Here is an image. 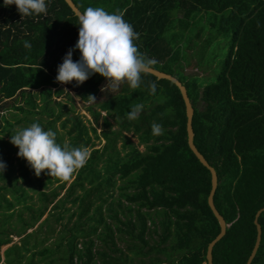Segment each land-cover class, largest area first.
I'll list each match as a JSON object with an SVG mask.
<instances>
[{
	"label": "trees",
	"instance_id": "trees-1",
	"mask_svg": "<svg viewBox=\"0 0 264 264\" xmlns=\"http://www.w3.org/2000/svg\"><path fill=\"white\" fill-rule=\"evenodd\" d=\"M71 1L81 13L89 7L84 0ZM46 3V15L21 16L14 4L0 0V111L12 109L21 115L12 114L11 121L0 118V160L7 166L0 176V246L8 244L11 236L20 237L18 245L3 251L2 264H33L34 256L44 264H97L98 258L102 264H131L133 259L139 264H205L206 245L217 235L218 225L206 204L209 173L186 145L178 90L149 74L136 90L122 83L96 109L84 107L90 123L86 127L68 93L86 104L87 96H95L105 78L93 74L78 86L75 81H56L58 66L78 40L79 25L62 0ZM116 4L139 33L134 41L139 51L157 61L155 70L173 76L186 90L193 111L192 142L216 173L212 201L227 226L212 248L211 262L245 264L255 240L253 217L264 207V0H118ZM203 13L212 16L208 37L221 35L228 42L214 81L206 85L174 72L179 45L187 42L193 17ZM72 59H80L78 49ZM149 81L157 85L154 95ZM62 96L67 103L57 100ZM17 97L22 104L15 102ZM138 103L144 105L139 119L128 120L127 113ZM33 122L52 129L57 142L64 144L54 128L60 122L66 143L90 150L87 164L73 174L66 188L69 180L50 177L46 170L41 179L23 158L16 156V167L11 164L10 155L18 148L9 142L10 136ZM153 123L162 125L163 134L153 133ZM124 132L136 137L142 152ZM90 133L103 140L99 149H91ZM52 183L55 186L45 193L42 189ZM115 188L119 191L113 197ZM57 190H64V198L54 202ZM28 191L37 196L35 209L27 204ZM65 202L75 210L68 212ZM22 210L29 213L27 219ZM45 212L52 213L55 223L67 212V220L75 216L70 227L57 231L53 249L43 246L53 229L47 228L33 242L32 234L26 233ZM13 216L16 227L10 224ZM257 223L260 242L250 264H264V212ZM153 235L157 240L150 244ZM92 236L118 256L95 251ZM115 239L126 244L131 257L116 248Z\"/></svg>",
	"mask_w": 264,
	"mask_h": 264
},
{
	"label": "clouds",
	"instance_id": "clouds-1",
	"mask_svg": "<svg viewBox=\"0 0 264 264\" xmlns=\"http://www.w3.org/2000/svg\"><path fill=\"white\" fill-rule=\"evenodd\" d=\"M4 4H14L21 16L46 15L48 10L46 0H4ZM78 25V40L58 66L57 82L68 84L75 81L78 86L93 74H99L106 79L105 86L113 91L125 82L132 90L144 83L142 77L154 69L157 61L139 51L134 43L139 33L124 20L122 12L109 13L103 7L89 6L78 16ZM25 47H30L28 42H25ZM75 49L80 52L78 61L72 59ZM148 88L150 94L154 95L157 85L149 81ZM87 101L95 103L96 97L88 95ZM143 108V104L133 105L127 113V119H139ZM152 131L154 134H163L162 125L153 123ZM9 142L18 148L17 156L26 160L37 177L46 170V175L68 181L87 164L91 156L89 148L85 146L58 143L56 133L52 129L45 130L38 122L18 128L10 136ZM6 167L0 160V176Z\"/></svg>",
	"mask_w": 264,
	"mask_h": 264
},
{
	"label": "rangeland",
	"instance_id": "rangeland-1",
	"mask_svg": "<svg viewBox=\"0 0 264 264\" xmlns=\"http://www.w3.org/2000/svg\"><path fill=\"white\" fill-rule=\"evenodd\" d=\"M87 2V4L89 6L92 7H103L107 12L109 13H113L116 12L120 9V5H117L116 2L118 0H84ZM123 1V0H122ZM201 17H199L198 15L194 16L190 26L188 28V31L186 33V40L187 42L182 41L179 45V60H178V67H176L174 69V72H178L180 73V75L185 79H189V78H198L201 83L203 85H206L210 82L214 81L215 75L218 72L219 66L221 61L224 59L225 55H226V50H227V40L221 36V35H217L216 37H208V31L206 29H211L210 28V23L212 21V16L210 13H203L200 14ZM177 16H179L177 14ZM198 31H200L199 33H197ZM210 34V33H209ZM211 35V34H210ZM208 37V39H210V43L208 44V46L205 45L204 41L205 39ZM186 43V44H185ZM177 74V73H176ZM177 77V76H175ZM107 81L106 79L103 81L101 88L98 90V92L96 93L95 97H96V102L95 103H86V104H82L81 101L79 99H76V95L72 96L71 94H73L71 91L68 93L70 95V97L72 98L73 102H74V112L76 114H78L84 125L86 127L90 126L89 123V115L88 113L85 111L84 107L86 106H96L97 103H99L100 101H102L103 99L107 98L108 96L116 93V91L111 90L110 88H107L106 85ZM33 92H37L38 90H32ZM71 93V94H70ZM59 102L62 103H67L66 99L62 96L61 98L57 99ZM16 103L19 102L20 104H22V101L17 97V100L15 101ZM95 108V107H94ZM96 109V108H95ZM15 114L18 117H20L21 115L19 113H16V111L12 110V109H7V110H3L0 111V118L3 117L9 121L12 120L11 115ZM102 115H104L103 113H101ZM35 118H37L35 116ZM44 119V117L42 118V120ZM111 122V121H110ZM43 123V122H42ZM0 124H2V121L0 120ZM59 124L60 122H57L54 124V128L55 130L61 134V138L63 143H66L68 141V138L65 136V133L63 130H61L59 128ZM29 126V125H28ZM18 126H14L15 129H17ZM117 129V127L115 125L112 126L111 130L115 131ZM48 130V129H47ZM96 134H98V131L96 132ZM123 136H125L126 138H128V141L134 145L137 144V140L136 137L133 136L130 132H124L122 133ZM90 138H91V142L92 143V147L91 149H99L102 144H103V140L101 138L98 139H93L92 134L90 133ZM5 140H8L7 138H5ZM120 144L121 141L118 140L116 141V149L118 150L120 148ZM137 146L138 151L142 152L143 151V147L142 146ZM17 151H15L14 153H12L10 155V159H11V164L16 167V161L15 158L17 156ZM120 152V150H119ZM120 155H122V152H120ZM25 163L26 160H24ZM14 175H17V172L15 171ZM31 171H30V175L29 177H31ZM40 178L42 179L43 177L40 176ZM72 179V178H71ZM71 179L67 182V184L65 185V188L67 187L68 183L71 181ZM18 184L20 183L19 181L17 182ZM1 184V182H0ZM116 185H120L119 182H116ZM53 186H55V183H52V185H46L44 189H42L45 193L49 192L50 189L53 188ZM38 190V188H37ZM118 189H114L113 190V197L117 196L118 193ZM58 192V196L56 197V199L54 200V202H56L57 200H60L62 198H64V190L59 191ZM79 193V191L76 192V194ZM28 194L31 195V199L29 201H27V204L32 205L33 209H35L38 205L39 202L37 200V196L35 193H32L31 191H28ZM50 207V206H49ZM48 207V209H49ZM63 207L65 208H70L68 212H73V210H75V206H72L68 203L65 202L63 204ZM20 206H17L16 209H20ZM59 212L61 211V209L58 210ZM68 212L66 214H63V219L59 222V223H55L53 222V218L52 213L55 214L57 213V211H52V213L50 212H45L43 214V216L39 219V221H37L36 224H34V226L31 229H28L26 231V233H31L32 237L29 239L30 242L33 241H37L38 239H40L43 236V233L45 232V230H47V228H51L54 230V232L50 235H47V240L44 241L43 246L49 248V249H53L54 248V243L56 242V238L57 235L59 234V232L62 230V228L64 227H70L71 224L74 222L75 220V216L71 217L70 220H67V215ZM21 216L25 219L28 218L29 213L26 211H21ZM46 218V221L44 223L41 224V226L39 225L44 219ZM108 222V220H106ZM10 224L14 225L15 227L18 226V222L16 221L15 216H13L10 219ZM127 236H123L124 239ZM3 237H1L2 239ZM19 238L20 237H14L11 236L10 237V241L8 244L2 245L0 246V264L3 263V251L6 250L7 248H9V246L13 245V244H19ZM92 240L94 241V247L93 249L95 251H101L103 250L104 253H106L107 255L111 256V257H117L118 254L114 253V252H110L108 249H105L104 247L101 246V243L98 240L93 239L92 236ZM149 243L152 244L153 242H155L157 240V236L153 235L150 237ZM115 246L116 248H118L119 250H121L125 255H128L129 257H131V254H129L126 250V244L123 243V241H118L117 239H115ZM78 248L81 247L80 244L77 245ZM41 248V246L37 247L35 250H39ZM29 254H25V256L27 257ZM38 256H34L33 257V264H44L42 261H38ZM26 258L22 260L21 263L26 262ZM97 264H102L100 258L96 259ZM117 264H121L120 262H117ZM131 264H139L137 262L136 259H133V262Z\"/></svg>",
	"mask_w": 264,
	"mask_h": 264
},
{
	"label": "water",
	"instance_id": "water-1",
	"mask_svg": "<svg viewBox=\"0 0 264 264\" xmlns=\"http://www.w3.org/2000/svg\"><path fill=\"white\" fill-rule=\"evenodd\" d=\"M62 1L69 8L72 15L78 19V16L81 14V12L75 7V5L72 3V1L71 0H62ZM149 75L153 76L156 80H166V81L170 82L178 90L179 95H180L181 100H182V103H183V107H184V115H185V125L184 126H185V133H186V145H187L188 149L191 151V153L194 155V157L197 159V161L201 164V166H203L209 173L210 188H209L208 195L206 197V204H207V207L209 208L212 216L214 217V219L217 222L218 233L206 245L204 256H205V264H212V262H211L212 248L215 245V243H217L224 236L225 228L227 227L225 225L223 218L216 211V209L213 205V201H212L213 194H214V191H215L216 185H217L216 173H215L214 169L208 165V163L205 161V159L202 157V155L196 150V148L193 145V142H192L193 133H192V129H191V118H192L193 111H192V107L190 105V102L187 98L186 90H185L184 86L173 76L168 75V74L163 73V72H160V71L155 70V69H153L149 73ZM262 212H264V207L258 209L255 212L254 217H253V225L255 228V240H254L252 249L249 253V256L245 261V264H250L251 260L253 259L254 255H255V252L258 248L259 242H260L261 231H260V226L257 223V218Z\"/></svg>",
	"mask_w": 264,
	"mask_h": 264
}]
</instances>
